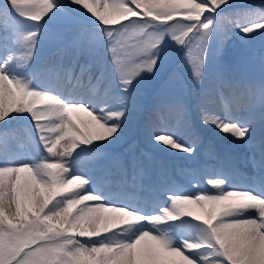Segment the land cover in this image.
<instances>
[{
    "label": "rangeland",
    "instance_id": "374dc122",
    "mask_svg": "<svg viewBox=\"0 0 264 264\" xmlns=\"http://www.w3.org/2000/svg\"><path fill=\"white\" fill-rule=\"evenodd\" d=\"M174 1L133 0V3L145 16L157 21V25L175 24L177 20L187 23L183 17L193 14L175 12L172 16L160 17L149 11L152 7L186 9L195 5L194 0L172 3ZM17 2L24 3L25 0ZM52 2L53 10L39 22L17 16L10 5L0 10V40L16 51L9 62L0 56V64L23 62L18 67L11 66L10 73H14V77L37 90H41V83L46 88L43 91L55 94L65 102L83 104L97 115L123 113L120 118L108 121L118 125L119 130L113 136L81 146L69 161L71 174H82L89 179L88 191L105 197L106 203L128 206L145 215L161 214L163 208L170 206V197L174 195L218 194L219 189L208 183L213 179L225 180L226 190L232 189L230 185L245 184L255 186L253 188L264 194V29L246 34L242 31L245 25H242L226 32L215 27L216 18L205 17L212 21V27L201 53L199 34L180 44L166 26L150 25L147 30L160 35V43L149 53L156 58L154 68L152 71L141 69L130 83L125 84L111 51L115 41L107 36L110 29L82 6L75 5L74 0H60L63 6L58 0ZM127 15L136 14L127 10ZM134 19H143V16L130 17L110 27L124 32L122 25H130ZM32 32L37 34L35 44L30 59L25 61L22 57L28 49L21 38ZM125 39L131 51L147 43V37L137 35L131 27L127 29ZM133 59L136 64H141L146 58L140 54ZM198 61L200 76L197 78L195 65ZM133 67L135 64L125 70ZM63 69L77 71L78 81L67 80L65 90L61 86L59 91L50 84L44 85L43 79H48L45 76ZM83 78L90 82H82ZM245 85H251L253 93H240ZM131 90L137 91L138 97L143 96L139 100L145 103L142 108L145 110L137 109V103L135 107L126 104L133 100L128 94ZM234 90L237 92L232 94ZM205 115L237 124L246 130L245 137L237 138L222 132L215 124L206 123ZM10 124L17 126V135L23 139L16 143L10 141L11 137L4 136L8 141L5 144L12 147L13 153H8L11 158L25 156L26 165L33 167L45 160L55 162V158L47 153L30 114H11ZM160 134L174 138L191 151L165 146L155 139ZM0 144L4 147V143ZM44 187L47 189L43 193L45 203L50 191ZM5 201L0 202V218L4 222L15 224L21 215L31 214L24 212L14 201H6L7 208L4 209L2 203ZM226 202L211 203L197 211L205 223L212 224L219 218L221 206ZM255 215V210H251L244 213L243 218ZM146 226L149 225L144 228ZM200 230L199 222L182 217L165 223L159 228L158 235L168 233L175 240L174 246L180 247L184 239H196ZM123 235L118 238L123 239ZM221 239L224 243L223 236ZM245 243L248 242L240 244V249L243 250ZM228 244L231 249H236L232 242ZM165 251L174 256L169 249ZM185 254L199 261L195 253L186 251ZM257 254L254 259L264 261V250ZM109 256V252L98 250L81 252L73 259L75 264H121L116 256L110 259ZM175 257L184 261L176 264H189L183 255ZM169 264H173L171 260Z\"/></svg>",
    "mask_w": 264,
    "mask_h": 264
},
{
    "label": "clouds",
    "instance_id": "9594fccd",
    "mask_svg": "<svg viewBox=\"0 0 264 264\" xmlns=\"http://www.w3.org/2000/svg\"><path fill=\"white\" fill-rule=\"evenodd\" d=\"M225 2L226 0H210L214 8H219ZM127 10L132 9L127 8ZM127 10H125V15H127ZM204 10L203 4H195L186 9L168 6L149 8L150 12L160 17L172 16L175 12L193 14L183 17L185 21H199ZM155 25L157 27L164 25L170 32L191 33L190 38H195L199 34L201 47L208 37H205L201 32V28L207 27L204 24H201L200 27L181 22L171 25L164 23ZM129 27L136 31H141L143 28L134 20L130 25L124 26L126 30ZM261 27H264V23L253 22L242 30L251 32L253 29ZM193 28L196 30L192 31ZM153 36L160 38L159 34L147 32V39ZM142 47L146 48L143 53L145 61L151 60L155 63L156 58L149 56L152 48H147L146 44ZM251 89V85H245L239 92L253 93ZM236 92L234 90L232 94ZM25 100H27V104H25ZM81 106L83 104L65 102L50 92L30 88L23 92L17 110L38 111L40 116L49 122L53 119H63L61 114L65 113L66 109ZM0 119H3L2 113H0ZM96 119L97 123H101V117L97 116ZM117 127L112 126L109 130L115 134ZM79 135V140L72 137L63 141L64 147L60 148L57 153L61 157V162L55 170L40 164L36 167L25 164L18 167L0 168V189L3 186L5 172L26 171L31 177L27 184L29 188L34 180V183L42 184L50 191L47 201L37 214L21 215L19 222L15 224L6 223L3 218H0V264H8L5 260L6 252L9 256L16 258V264H75L73 258L85 249L90 252L107 251L110 253V259L125 249L131 248L132 244L146 236H151L153 240L164 245L170 251L183 255L189 264H198V260L190 258L185 254L186 251L199 256L200 264H222L220 260H209L211 256H223L229 261V264H239V258L231 254V245L223 243L222 230L228 228L229 235L238 234L241 227L250 224H258L260 235L257 236V240L245 243L243 252L249 256L245 264H264L259 259L252 258L255 245L261 236H264V223L258 222L254 217L243 218V214L251 210H255L257 215L264 213V195L250 190H226L225 180L213 179L208 183L214 188L222 189V194L203 198L200 195H195L192 198L185 195H174L170 197V206L163 208L161 214L145 215L128 206L106 203L105 197L87 190L90 181L86 176L71 174L69 161L73 154L81 146H89L95 142L86 133L79 132ZM206 201L212 203L227 201L221 206L219 218L212 224L198 221L195 216H190L188 211H185L187 203L195 205L192 211L202 210ZM69 208L72 210L68 211ZM65 212H67L66 218ZM182 217H190L199 222L201 230L196 239H184L180 247L174 246L175 240L168 233L163 232L157 235L144 228V225H149L158 232L165 223L176 221ZM260 220L264 221V216H261ZM53 221L57 222L53 223ZM132 230L138 234H135L131 239L118 238L120 234L129 233Z\"/></svg>",
    "mask_w": 264,
    "mask_h": 264
},
{
    "label": "snow or ice",
    "instance_id": "6c2138e0",
    "mask_svg": "<svg viewBox=\"0 0 264 264\" xmlns=\"http://www.w3.org/2000/svg\"><path fill=\"white\" fill-rule=\"evenodd\" d=\"M74 2L82 6L88 13L95 17L106 28L110 29L109 31H107V36L115 41L111 51L121 75L125 78V84L130 83L131 79L135 75H137L141 69L146 68L148 71L153 70L155 63H153L151 60L143 61L141 64H136L135 60L133 59L135 55L143 54L146 48L140 47L135 51H131L129 49L128 42L125 39V37L127 36V30L125 29L124 32H121L120 28L110 26H115L119 24L120 21L127 20L130 17L137 18L143 16V19H134V21L143 26L141 31H137V35L146 37L148 27L150 25H155L157 21L152 20L150 16H145L143 11H141L140 8L132 3V0H74ZM227 2L228 0H226L225 4ZM8 4L10 5L12 12H14L17 16L25 19H30L34 22H39L54 8L52 0H25L24 3H18L17 0H8ZM195 4H203L205 6V10L201 15L199 21L189 20L185 24H195L197 27H200L201 24L207 25L206 28H201V32L204 33L205 37H207L209 35V30L212 27V21L205 19V13H215L217 9L222 7V5L219 8H214L210 3V0H195ZM125 8L132 9L131 12L135 13L136 15H125ZM172 20L173 19L168 21ZM209 21H211V23H209ZM249 21H252L251 23H264V9H261L258 13H255L254 15L245 19V21L242 23L245 26L242 29L250 26L251 23H249ZM177 22L181 21L177 20L175 23ZM122 27L124 26L122 25ZM259 29H264V27H261ZM259 29H253L251 32H245L243 30L242 31L248 34ZM195 30V28L192 29V31ZM190 34L191 33L187 32L184 34L171 32L172 38L180 44L186 43V40L190 39ZM36 35L37 34L35 32H32L23 35L21 38L24 42V46L28 49V51L22 57V59L25 61H27L31 57ZM159 43L160 38L158 36H153L147 39L146 47L154 48ZM200 52H203V47L201 46ZM189 56H192L191 52L189 53ZM9 59H11V57ZM132 64H135V67L131 68V70L126 71L125 68ZM199 69L200 62L198 61L195 65V75L197 78L200 76ZM28 89H30V87L25 81L14 76H9L7 74L6 64H0V113L3 114V119H0V121L7 119L13 113L30 114L35 123V127L40 134V138L44 143L47 153L49 154V156L55 158V162H49L48 160H45L40 165L46 166L47 168L52 170H55L61 162V157L57 155V153L60 148L64 147L63 141L65 139L74 137L75 139L79 140V132H83L91 136L92 140L95 142L102 141L114 135L113 131L109 130L110 127L118 126L115 124H109L108 121L112 119H118L123 115L122 112H115L100 116L91 111L87 106L83 105L81 107L66 109L65 113L61 114L63 119H53L49 122H46L40 116V113L38 111L25 109L17 110L23 92ZM6 97L8 98L7 103L5 102ZM25 104H27V100H25ZM33 108L35 109V106H33ZM97 116L101 117V123H97ZM105 116L107 117L106 119L104 118ZM204 120L206 123L211 122L215 124L222 132L226 134H232L237 138H243L246 135V130L242 129L237 124L212 119L207 115L204 116ZM51 125L56 126L53 127ZM118 130L119 129L117 127L116 132ZM155 139L165 146H170L173 149L183 150L186 152L191 151V149H189L187 146H182L181 144L176 142L174 138L166 134H160L156 136ZM18 166H5L0 168ZM30 179V174L26 171H17L15 173L5 172L4 181L6 183L4 185V190L6 194V201L10 203L14 200L23 198L27 190L29 189L27 184ZM33 184L34 180H32L31 186ZM220 194H222V189L219 190V193L215 195ZM194 196L189 197L192 198ZM200 196L203 198L209 195L200 194ZM211 203V201H206L205 206ZM194 208V204L187 203L185 211H188L190 216H195L196 220L203 221L204 217L199 214L197 209L195 211H192V209ZM68 211H71V208H69ZM64 215L66 218L67 212H65ZM261 216H264V213L255 215L254 218L258 222L264 223V221L260 220ZM257 227L258 224H250L245 227H241L238 230V234H236L237 239L232 241V246L239 250L241 243L245 241L250 243L251 241H253L254 236L252 235V232L253 229ZM222 232L229 234L230 230L228 228H224ZM165 249L168 248L153 240L151 236H146L141 238V240L137 241L136 243L132 244L131 248H127L122 253H118L116 257L122 261V264H128V262L132 260H138L141 262V264H169L170 257ZM82 252L91 253L86 249ZM190 258L192 257L190 256ZM5 260L8 262V264H16V258L9 256L7 252L5 253ZM209 260H220L222 261V264H229V261L226 260L223 256H211L209 257ZM198 264H200L199 261Z\"/></svg>",
    "mask_w": 264,
    "mask_h": 264
},
{
    "label": "bare ground",
    "instance_id": "6f19581e",
    "mask_svg": "<svg viewBox=\"0 0 264 264\" xmlns=\"http://www.w3.org/2000/svg\"><path fill=\"white\" fill-rule=\"evenodd\" d=\"M59 1L60 0H58V2ZM176 2L180 3V2H182V0H175L172 3H176ZM59 3L63 6V4L61 2H59ZM194 3H195V0H194ZM8 5H9L8 0H0V10H3L5 7L7 8ZM75 5H77V3H75ZM193 6H194L193 4H192V6L189 5L188 8H191ZM261 9H264V0H228V2L224 5H222V7H220L219 9H217L215 13H212V12L205 13V17H208L209 19L216 18V21H214L215 27L219 28V29L222 28L223 31L227 32V30H229L231 28H238V27L244 25L242 23L245 21V19L254 15L255 13H258ZM249 23H250V21H249ZM0 33H1V31H0ZM15 54H16V51H13L12 49H10L8 44L5 41L0 40V56H2V60H6L7 62H9L10 61L9 58L13 57ZM22 64H23V62L7 64L6 70H7V73L9 74V76H14V73H10L11 66L14 65L15 67H18ZM71 71L72 70L63 69L60 71H55L54 73H52L48 77L45 76V78H48V79L47 80L43 79V80H45L44 85L50 84L51 86L56 88L55 90L59 91L61 89V86H62V88L64 87V83L67 80L70 81L73 79L74 81H78V79L80 77V75H77L78 72L77 71L71 72ZM83 79H84V81H82V82H86V84L90 82L88 80L85 81V78H83ZM40 86H41V91H43V89H46L43 86V84H41V83H40ZM63 89L65 90V87ZM5 102L6 103L8 102L7 97L5 98ZM10 116L5 120L0 121V137H2V139H0V143L1 142L4 143V147H3V145L0 144V167L18 166V165L27 164V160H26L25 156L14 155L11 158V156L8 155V153L12 152V151H10L12 149V147L10 144H5V142L8 143V141L5 140L4 136H7L8 138L11 137L10 141L13 140L16 143L19 140H23L22 137L17 135V131L15 129L17 126H14L13 124L8 125ZM224 135L226 136V134H224ZM227 140H229L230 142L232 141L230 138H228ZM230 142H228V143L230 144ZM14 150H17V149H14ZM5 183L6 182L3 179V186H2V189H0V202L5 199V195H6L5 190H4ZM253 187H255V186L250 187V186H247L245 184H238V185L234 184V186L230 185V188H232V189L250 190V191H253L254 193L264 195L262 190H257L256 188H253ZM46 192H47V189L44 187V185H41V184L39 185L38 183H34L31 186V188H29L27 190L25 196L23 198L18 199V200H14V203L17 206L20 205L21 209L24 212L33 214L34 212H37V210H40L42 208V205L45 204L44 203L45 199H43V193H46ZM2 206L4 207V209H6L7 208V202L6 201L3 202ZM145 229L153 231L154 234L158 235V232L156 230L152 229L150 226H146ZM257 230H259L258 227L253 229V232H252V233H255V234H252L254 236V240H257V236L260 235ZM132 231H133V233H131V232L125 233V235H123V239H125V240L131 239L135 234H138L137 232L135 233L134 230H132ZM222 236H223L225 244H228V243L232 242L233 240L237 239L236 234L229 235V234L223 233ZM255 247L256 248H254V252H253V256H252L253 259H254V256L259 251L264 250V236H261V238L259 239V242L255 245ZM231 248L232 247H230V251H231L232 256L238 257L239 262L242 264H245V262L249 259V256L243 252L242 248L239 250H236V249L233 250ZM171 255H174L173 257H171L169 255L170 260L172 261L173 264L174 263L176 264V262H184V261H181L180 258L175 257L176 255H181V254L171 252ZM174 257L176 259H174ZM257 259H259V258H257ZM259 260L261 261L262 259H259ZM137 261L138 260H132V261H129L128 264H132V262H137ZM262 262H264V261H262ZM138 263H141V262L138 261ZM121 264H122V261H121Z\"/></svg>",
    "mask_w": 264,
    "mask_h": 264
},
{
    "label": "trees",
    "instance_id": "16d2710c",
    "mask_svg": "<svg viewBox=\"0 0 264 264\" xmlns=\"http://www.w3.org/2000/svg\"><path fill=\"white\" fill-rule=\"evenodd\" d=\"M192 34H190V36H191ZM192 38H190V40H191ZM210 45V44H209ZM206 48H208V47H206ZM120 93V92H119ZM131 97L130 98H132L133 100H129V101H127L126 102V104L127 105H133V107H135V104L137 103L138 104V107H137V109L139 108L140 110H142V108L145 106V103H142L141 102V100H139V99H141V98H143V96H141V97H138V95H139V93L137 92V91H135V90H131L129 93H128ZM134 94H136V95H134ZM150 96V95H149ZM146 108H144L143 110H145ZM142 110V111H143Z\"/></svg>",
    "mask_w": 264,
    "mask_h": 264
}]
</instances>
